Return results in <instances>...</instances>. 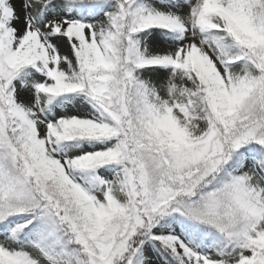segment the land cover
I'll return each mask as SVG.
<instances>
[{
  "label": "snow or ice",
  "instance_id": "snow-or-ice-1",
  "mask_svg": "<svg viewBox=\"0 0 264 264\" xmlns=\"http://www.w3.org/2000/svg\"><path fill=\"white\" fill-rule=\"evenodd\" d=\"M0 264H264V0H0Z\"/></svg>",
  "mask_w": 264,
  "mask_h": 264
}]
</instances>
